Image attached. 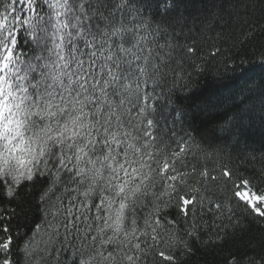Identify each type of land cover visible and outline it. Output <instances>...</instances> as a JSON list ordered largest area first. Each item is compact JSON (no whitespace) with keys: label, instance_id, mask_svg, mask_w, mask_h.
<instances>
[{"label":"snow or ice","instance_id":"1","mask_svg":"<svg viewBox=\"0 0 264 264\" xmlns=\"http://www.w3.org/2000/svg\"><path fill=\"white\" fill-rule=\"evenodd\" d=\"M256 7L0 0V264H264Z\"/></svg>","mask_w":264,"mask_h":264},{"label":"trees","instance_id":"2","mask_svg":"<svg viewBox=\"0 0 264 264\" xmlns=\"http://www.w3.org/2000/svg\"><path fill=\"white\" fill-rule=\"evenodd\" d=\"M257 4H258V0H256ZM253 16L256 18V19H260L262 16H264V9H261L260 7H256V9L254 10L253 12ZM260 44H264V40L260 41L259 43H254L247 51L246 55L249 56V57H255V56H258L259 54V51L261 50L260 49ZM207 83V80L206 79H202L201 82H200V85L199 86H194V87H200V86H203L204 84ZM255 102V101H253ZM252 103V102H250ZM205 121L209 118H204ZM196 126L197 127H200V128H205V127H208L207 123H201L199 120L196 122ZM253 142L255 144L256 147H259L260 145V133L259 131L257 130L256 132H254L253 134ZM257 167H259V163H257L256 165Z\"/></svg>","mask_w":264,"mask_h":264}]
</instances>
